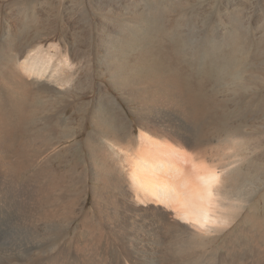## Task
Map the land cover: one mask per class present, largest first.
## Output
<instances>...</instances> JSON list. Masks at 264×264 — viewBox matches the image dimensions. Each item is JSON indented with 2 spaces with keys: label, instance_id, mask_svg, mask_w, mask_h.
<instances>
[{
  "label": "bare ground",
  "instance_id": "6f19581e",
  "mask_svg": "<svg viewBox=\"0 0 264 264\" xmlns=\"http://www.w3.org/2000/svg\"><path fill=\"white\" fill-rule=\"evenodd\" d=\"M137 1L99 62L127 93L137 134L105 95L91 114L81 103L68 115L66 54L33 49L45 32L35 7L18 9L17 31L0 45V205L19 182L21 152L34 197L18 215L0 211V264H264V26L256 41L234 14L222 36L191 46L183 0ZM80 33L75 42L90 46ZM89 188L96 215L81 205ZM115 194L130 203L119 229L101 203Z\"/></svg>",
  "mask_w": 264,
  "mask_h": 264
},
{
  "label": "rangeland",
  "instance_id": "374dc122",
  "mask_svg": "<svg viewBox=\"0 0 264 264\" xmlns=\"http://www.w3.org/2000/svg\"><path fill=\"white\" fill-rule=\"evenodd\" d=\"M137 2L143 6L142 0H138ZM183 2H185L187 7L183 11V16L195 18L190 25L185 26L191 46H194L206 32H213L219 37L222 36L228 28L229 18L234 14L241 19L244 30L251 33L254 40L257 41L262 38V27L264 26V0H183ZM31 5L35 7L33 11H31V14L34 18L39 19L42 30L45 32L41 40L38 39L32 43L33 46H31L33 49L42 45L44 48L49 47L50 51L53 52L55 50V47L53 48L54 45L59 47V51L66 54L67 65L69 67H64L71 73V76L68 81L69 83L67 82V84H64L62 88L66 87L70 89V92L63 96L65 99H60L59 103L62 107L67 102L72 104V107L70 106L66 109L68 115L74 114V105H79L81 103L82 106L84 105V111L87 113L85 114H91V110H94L95 107L98 106V101L101 99L100 95L102 97L105 95L112 100L113 104H115L129 124L133 125L134 132L137 134L139 132V127L136 124L135 114L132 112L134 109H132L133 106L129 101L127 93L113 86L112 82L110 83L111 80L108 79L110 78L109 74L105 67L99 63L104 55L103 45H114V43L111 42V38L117 36L116 30H114V28L117 27L114 22H116L119 17H124V19H119L120 22L127 21L128 9H126V7L129 5V0H0V45L5 43L4 41L17 31L16 18L18 9ZM81 10H83L84 16H80ZM181 12H173L172 16L179 17L183 14V12ZM84 26L89 32L88 41L90 46L75 42V38H83L80 30L81 27ZM104 32L107 35L109 34V39L108 37H104ZM110 35L113 36L111 37ZM258 74L260 75L261 73ZM260 77L262 79L264 78V76ZM51 84L53 85L54 83L51 82ZM56 86L60 87L54 84L52 86L53 89H56ZM62 88L60 91L63 90ZM59 89L57 88V90ZM32 90V95L43 97L42 99L44 100L49 98L47 97L49 94L45 92V90H41L37 85H34ZM62 110L63 109H60V112H62ZM39 116L41 115L39 114ZM89 128L90 125H86L83 133L78 136V138L82 139L86 134V130ZM72 142L74 143V141ZM72 142H64L62 145H58L56 149L61 148V146L65 144H73ZM52 154L53 151L51 149L48 150L43 156H40L35 163L33 162V164L39 166L40 163H43L45 158H49ZM27 159L28 157L23 152L18 156L17 165L19 171L17 172V180L19 182L9 187L7 197L4 200L6 203L2 202L4 204L3 207L0 205V211L5 215H18L22 201L34 197V188L24 182L27 181L34 172L33 167L31 168L28 166L29 160L26 161ZM51 159H53V157H50L49 161H51ZM119 161L121 166L123 165L124 168L127 167V162L125 160L121 158ZM49 163L52 168H55L53 170L58 171L60 169H58L56 163ZM70 165L77 173L84 171L82 165L76 162H72ZM45 180L43 178L40 182L42 181L43 183ZM87 191V195H84L81 199V205H83V210L85 212H89L90 215H96V209L93 206L94 196L92 188H89V190L87 189ZM9 195H11L10 197L12 198H9ZM101 203L103 205L102 208L110 214H114V220L108 225L119 229V226H121L119 220H122L125 214L130 213V209L128 208L130 203H127L126 200H122V197L116 194L110 196L108 199H102ZM122 227L126 233L129 232L131 228L129 219L122 222ZM115 239L118 244V238L116 237Z\"/></svg>",
  "mask_w": 264,
  "mask_h": 264
}]
</instances>
